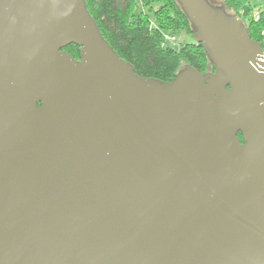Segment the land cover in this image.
I'll list each match as a JSON object with an SVG mask.
<instances>
[{
	"label": "water",
	"instance_id": "95a60500",
	"mask_svg": "<svg viewBox=\"0 0 264 264\" xmlns=\"http://www.w3.org/2000/svg\"><path fill=\"white\" fill-rule=\"evenodd\" d=\"M176 1L214 70L159 81L84 0H0V264H264V49Z\"/></svg>",
	"mask_w": 264,
	"mask_h": 264
},
{
	"label": "trees",
	"instance_id": "16d2710c",
	"mask_svg": "<svg viewBox=\"0 0 264 264\" xmlns=\"http://www.w3.org/2000/svg\"><path fill=\"white\" fill-rule=\"evenodd\" d=\"M86 9L95 21L102 38L112 50L128 62L139 77L170 81L187 66L201 73L213 72L204 48L185 43L175 50L163 44V31H185L192 37L193 27L176 0H84ZM227 13L243 21L250 38L263 49L264 4L259 19L249 16L254 8L239 0H221ZM247 17V21L243 18ZM62 51L72 57L78 54L75 45Z\"/></svg>",
	"mask_w": 264,
	"mask_h": 264
},
{
	"label": "rangeland",
	"instance_id": "374dc122",
	"mask_svg": "<svg viewBox=\"0 0 264 264\" xmlns=\"http://www.w3.org/2000/svg\"><path fill=\"white\" fill-rule=\"evenodd\" d=\"M207 1L211 3L213 6L222 7L221 3H219L218 0H207ZM239 1L243 2L244 0H239ZM247 1L250 3L251 7H253L254 9L255 7H258L264 4V0H247ZM247 19H248L247 17L243 18L244 21H247ZM162 39H163V44L165 46L171 47L175 50L179 49L185 43L193 42V38L189 36L188 34H186L185 31H178V30L177 31H163ZM263 42H264V38H263Z\"/></svg>",
	"mask_w": 264,
	"mask_h": 264
},
{
	"label": "built area",
	"instance_id": "2783aa9c",
	"mask_svg": "<svg viewBox=\"0 0 264 264\" xmlns=\"http://www.w3.org/2000/svg\"><path fill=\"white\" fill-rule=\"evenodd\" d=\"M249 19H251L253 21H257L259 19V10L254 9L253 12L251 13V15L249 16ZM263 38H264V31H263Z\"/></svg>",
	"mask_w": 264,
	"mask_h": 264
},
{
	"label": "crops",
	"instance_id": "0c3cea01",
	"mask_svg": "<svg viewBox=\"0 0 264 264\" xmlns=\"http://www.w3.org/2000/svg\"><path fill=\"white\" fill-rule=\"evenodd\" d=\"M218 1H219V3L221 2V0H218ZM243 3H245V4L248 5V6H251L250 3H249L247 0H244ZM260 6H261V5H260ZM260 6L255 7V9H258Z\"/></svg>",
	"mask_w": 264,
	"mask_h": 264
},
{
	"label": "flooded vegetation",
	"instance_id": "af4514ba",
	"mask_svg": "<svg viewBox=\"0 0 264 264\" xmlns=\"http://www.w3.org/2000/svg\"><path fill=\"white\" fill-rule=\"evenodd\" d=\"M74 58H75V59H78V54H75V55H74Z\"/></svg>",
	"mask_w": 264,
	"mask_h": 264
}]
</instances>
